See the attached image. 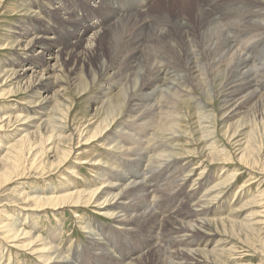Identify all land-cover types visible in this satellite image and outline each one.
<instances>
[{"label":"rangeland","instance_id":"1","mask_svg":"<svg viewBox=\"0 0 264 264\" xmlns=\"http://www.w3.org/2000/svg\"><path fill=\"white\" fill-rule=\"evenodd\" d=\"M63 2L68 4L67 9L70 11L67 12L70 15L81 17L82 20L76 17L78 20L67 22L66 12L60 11L59 15L55 16L57 25L54 23L50 27L51 23L46 22L48 21L46 13L49 15L51 13L44 11L48 10L45 5L58 7ZM98 2V0H63L62 2L60 0H0V117H4L2 122L9 117V123L7 121L2 123L7 124L0 129V157L14 159L17 155L12 153L10 146L27 134L36 131L39 132L37 133L43 145L54 147L57 140H51L48 144L45 142L51 127L56 126L58 122L66 127L65 136L67 134L75 136L72 142L73 147L66 143L57 146L58 149L69 153L65 155L67 160L64 161L59 153L57 157H53L49 152L43 151L42 154H38L41 157L39 156L40 158L33 164L35 166L32 165V167L31 159L27 157L30 152V143L25 141L20 144L25 148L19 155L17 167L12 169L11 177L15 176V178L13 177L8 183L1 184L6 185L0 188V222L19 230V233L30 232L38 236L39 242L32 244L27 235H20L16 240H10L11 242L7 243L0 232V264H49L45 262L52 254L48 250V244L54 248V253L61 255L60 257H66L67 264H173L172 253L175 247L164 243L168 236H175L170 233L169 229L172 228V224L168 219L177 215L182 204H185V198H188L187 205L190 208L191 204L202 199L203 195L205 197L202 201L206 203V206L211 205L209 208H212L206 216L211 223L199 233L202 237L208 236V242L196 247V249L201 248L202 251L195 257L198 264H264V208H262L264 203V67L261 65V62H264V53L260 51L259 56L257 51L264 46L263 43L255 45L257 52L254 55H248L252 63L244 62L243 64L240 62V56L237 57L234 53L226 54L223 60H226L227 64L223 65L228 66L227 71H230L223 74L222 71L216 72L212 77H205L200 81L203 88L213 85V90L206 93L208 95L202 96L192 86L190 97H176L174 100L172 108L176 116L175 120H177V137L167 142L166 145L174 149L172 159L178 163L173 169L174 173L172 170L170 173L153 172L155 175L150 176L148 181H144L145 183L143 182V186L147 184L149 186L146 187L150 199H147V204L149 203L148 210L153 212L152 217L148 216L145 220L133 219L135 221L131 224H121L122 227H119L120 224L117 225L112 219L99 215V209L93 205L71 208L65 203L57 207H51V205L39 209L36 207L42 206L43 203L35 204L30 201L29 198L34 194H48L49 197L59 195L69 188L70 183H73V186H70L73 192H80L84 189L95 190L93 183L98 179L96 176L104 175L108 166L115 167V170L122 172L118 173L119 178L136 171L127 173L128 170L123 166L124 162L112 159L113 156H120L114 153L115 143L128 148L131 147L132 140L121 136L123 139H115V142L111 143L109 140L105 141L107 134L105 138L99 135L105 126L106 119L105 107L101 103V90L108 86L110 81L113 83L118 81V78L107 77L110 72L108 74L103 72V76L100 75L99 68L102 63L111 65L110 67L118 71L117 74L122 79L118 82L124 83L126 80L130 90H134L141 84V77L136 74V70L142 65L139 64L130 71L127 69L123 52L125 50L127 53L132 48H125L123 36L119 42H116L121 36V31L114 28V14L109 10V6H99ZM244 3H247V0ZM233 5L234 2L231 0H151L148 9L143 7L136 11L134 21L130 29L126 31V42L128 41L127 43L131 46L140 38L146 43L144 48L147 43L152 44L153 38L149 37V34L156 30H164L166 33L169 31L168 33L177 38L175 40L177 42L182 29L178 30L175 26L176 22L190 34L196 35L198 29L203 26L206 35L215 36L214 33L218 27L214 23L204 24L208 20L215 19L217 23L220 21V24L229 25L234 21L229 12L234 8ZM246 6H249V3ZM145 16L150 18L147 19L150 30L138 26V21L146 18ZM217 17H219L218 20ZM39 18L41 21H46L43 23ZM79 20L85 27L90 26L93 21L103 22L101 40L93 49L88 43L91 31H87L86 28L82 30L76 26ZM105 20L108 22L104 23ZM111 20L112 23L109 22ZM21 22L27 31H35V28L39 26L44 29L42 33L45 37H51L48 41L51 45L47 53L39 55V49H41L39 47V49L34 48L20 55V60L25 65L51 62L56 58L57 45L66 44L65 56L58 59L59 66L55 68L52 75L51 81L55 82V88L46 90L40 98H36L35 94H30L29 89H26L30 71L26 79H12V77L8 78L11 72L3 67L6 61L10 62L13 59L15 53L19 54L13 35L17 33L18 24ZM62 22H67V24ZM249 31L251 35L257 34L253 30ZM77 38L82 39L79 41V47L74 48L70 42ZM246 40L248 38L244 41ZM160 42L159 40L156 45H163V41L162 44ZM156 50L153 48L155 56L158 57H153L148 63L149 66L155 63L160 65L166 63L165 68H167V64H172L173 60L170 56L162 54L164 57L161 58L159 54L162 49ZM231 55H233L232 59ZM64 58L68 65L62 64ZM254 58L257 59L256 63L253 62ZM168 59H171L170 62ZM203 60L205 62V58ZM178 63V68L183 71L187 69L184 61ZM252 64L256 67L254 68ZM199 66L204 67L201 63ZM1 69L4 71L2 72ZM6 71L8 72L5 75ZM245 80L249 82L244 83ZM54 90H57V95H54ZM117 90L116 87L112 88V93L115 94ZM225 92L231 94L232 99L245 101L240 111L225 113L221 105L223 100V98L221 100V94ZM247 95L251 99L245 98ZM154 98L157 100L143 102L135 95L132 102H143L142 106L149 108L150 105L162 99L158 95ZM194 99L203 102L201 112H198ZM111 106L112 114L117 117L116 122L110 127V138H112L110 135L112 131L117 133L118 130L125 128L124 125L128 126L126 122L133 121L134 123L135 120L131 117L138 114H128L126 109L120 106L118 98L112 100ZM16 116L19 119H14ZM110 116L107 114L109 119ZM163 118L164 115L160 114L153 120L151 119L147 125L148 130L144 132L141 130L142 127L125 128L127 131H123V134L130 138L134 137L138 141L139 139L143 141V152L150 157L149 160L154 154L160 152L154 150L151 152L150 147L157 142L156 140L162 138L161 130L165 123ZM203 119L204 122L201 124ZM202 126L207 128L204 133L207 132L208 137H204ZM45 127L48 129L45 130ZM56 133L61 135L58 131ZM89 134H97V137L83 143ZM78 136L82 141L77 145ZM135 146L136 144L132 145L131 149L126 151L129 158H133L136 152H142L136 151ZM40 148L41 146H38V150L41 151ZM70 148L71 151H69ZM36 152L37 149L34 150V154ZM157 173L162 176L160 177ZM107 175L109 181L111 178L113 182H121L118 177ZM174 177L183 180L175 190L178 193H170ZM161 182L166 184L164 190L162 189L163 193L160 191L161 194L152 193L151 189L154 185L159 187ZM204 182L205 184L201 186L200 184ZM193 189L194 195L191 196ZM109 192L114 191L110 189ZM190 196L194 198L191 199L192 202L189 201ZM260 197L261 201L258 202L257 199ZM156 202L159 204L157 205ZM186 209L182 208V211L185 212ZM172 213L175 214L172 215ZM191 220L193 217L182 221L186 223ZM247 225L254 230L246 228ZM86 228H91V230ZM93 234L96 235L95 239L101 246H93L91 242ZM214 247L222 249L221 252L214 254L212 251ZM209 253L212 256L208 255Z\"/></svg>","mask_w":264,"mask_h":264},{"label":"bare ground","instance_id":"2","mask_svg":"<svg viewBox=\"0 0 264 264\" xmlns=\"http://www.w3.org/2000/svg\"><path fill=\"white\" fill-rule=\"evenodd\" d=\"M62 1L63 0H60V2H62ZM91 1H93V0H91ZM98 1H99L98 2L99 6H103V5H107V7L109 6V8H110L109 10H111L114 14V16H113L114 28H115V30L121 31V36L119 39L117 38L116 42H119L123 36V44H124L125 48H130V47L132 48V50L131 49H130V51L128 50L129 52H127V53L125 50L123 52L124 57L126 59L125 62L127 64V69L130 71V70L134 69V67H137V65H139V64L142 65V67L140 69L136 70L137 71L136 74L141 77V84L137 87V89L134 88V90H130V88H129L130 86H128L126 84V80L124 83L118 82L120 80L122 81V79L119 78V75L117 74L118 71L116 72L113 70V68L110 67L111 65L108 66V65L102 63V65L99 68V74L100 75H102L103 72L105 74H108V72H110L107 75L108 78H110V79L118 78V81H116L115 83H113V81L112 82L110 81L109 83L107 82L108 86L104 87L101 90L102 91L101 103L105 107L106 119L104 121L105 126H103V128L101 129V131L99 132V135L104 137L107 134V139L104 137L105 141L109 140L111 143H114L115 139H123L121 136H124V137L132 140V143L130 144L131 147H132V145L136 144L134 149H136V151L140 150L142 152H140V153L136 152L135 154H133V156H134L133 158H129L126 151L131 149V147L123 148V146L121 144L115 143L114 153L118 154L120 156H116V157L113 156L112 159L113 160L119 159L122 161V163L124 162L123 166L126 167V169L128 170L127 173H130L132 171L134 172L135 170L136 171L133 174H127L126 176L119 178L118 173L120 174L122 172L115 170L116 169L115 167L108 166L106 168V170L107 169L108 170L106 173L104 172L105 173L104 175H100V176L97 175L96 176V178H98V179L95 181V183H93V185L96 187L95 190L88 191V190L84 189L80 192H75V191L73 192L70 189V186H73V183H70V186L68 185L69 188L66 189V191L62 192L59 195H53L52 197H49L48 194H44V195L43 194H40V195L34 194L29 199H30V201H32L35 204H42L43 203L42 206L36 207L39 209H42V208H45V207H48L51 205H52L51 207H55V206L57 207V206L65 204V203H66V206H70L71 208H78L79 206L89 207V206L93 205L99 209V212H100L99 215L106 216V218L112 219L114 222H116L117 225L120 224L119 227H122L121 224H124V225L127 223L131 224L133 221H135L133 219L145 220L148 216H150V217L153 216V212L151 210H148L149 209V203L147 204V202H148L147 199H149L148 198L149 194L146 191V187L148 186V184H147V186L146 185L143 186V182L146 181L150 176L153 177V175H155V173L158 171H159L158 173H161V171L163 173L164 172L170 173V170H172V172H173L175 165L178 163L175 159H172L174 149L172 147H170L169 145H166L167 142H169L172 139L177 137V134H176L177 120H175L176 116H174V111L172 108V107H174V100H176V97H178V98H181L183 96H189L190 97V94H189L190 93V87H192V86L202 96H204L208 92H211L213 90V85H211L210 87L203 88V87H201L200 81L205 77H212L214 75V73H216V72L220 73V71H222V74H223L228 70V66L223 65L225 63L227 64V62H225L226 60L225 61L223 60V57L226 54H233L234 53L237 55V57L240 56V62H243V64H244V62L252 63V60L250 61L249 56L254 55V53H256L257 51L259 52V56H260V51L262 53H264V46L257 51L255 49V48H257V47H255V45H257V43H259V44L263 43L264 44V41H263L264 40V0H247V3H249V6H246L247 3H244L245 0H243V1L242 0H231L234 2V5H233L234 8H232L231 11H229L230 15L233 17V20H234L232 23H230L229 25L222 24V23L220 24V21H219V23H217L215 19H211V20H208L207 23L204 24V25H208L210 23H214L216 25V27H218L217 31H216L217 33L216 32L214 33L215 36L213 34H210V35L207 34L206 35V31H205L203 26H201L198 29V32L196 35L190 34L187 31H185L183 29V27L178 24V22H176L175 26L178 28V30L182 29V32H181L182 34L180 35L179 41L176 42L175 40H177V38L173 34L168 33L169 31H167V33H166L164 30L163 31L156 30V31L149 34V37L153 38L152 40L149 39L152 41V44L147 43V46L144 48H143V46L146 43L143 42L140 38H138L137 39L138 41L134 42L130 46L127 43L128 41L126 42V31H128L130 29V25H131L132 21H134L136 11H138V9L143 8V7L147 8L149 6V3L151 2V0H114V1L98 0ZM152 4H153V2L151 3V5ZM231 5H232V3H231ZM45 6H47L46 9H48V10H44V11L45 12L48 11V13H51L50 15L46 13V16L48 17V21L45 20L47 17L44 19L46 22H49L48 24L51 23V26L48 25L50 27H52V25L54 23L57 25V21L55 19V16L57 14L59 15L60 11L66 12L65 15H67V18H66L67 22L68 21L74 22V21L78 20L76 18L78 16H72L69 14V12H67L70 10L67 9V7H69V6L65 2L60 4V6H58V7H53V6H48V5H45ZM45 6H43V7H45ZM226 11H228V10H226ZM228 17H230V16H228ZM78 18H81V17H78ZM218 18L219 17H217V20H218ZM147 19L149 20L150 18L146 17V18L138 21V26H141L142 28L143 27L148 28ZM81 20H82V18H81ZM224 20H225V18H224ZM40 21H41V19H40ZM45 21H43V23ZM199 21L201 23L203 22L201 20H199ZM67 22H62V23L66 25ZM107 22H108L107 20L104 21V23H107ZM109 22L112 23V20ZM163 23L165 24V22H163ZM226 23H227V21H226ZM102 25H103L102 21L101 22L93 21L90 23V26L85 27L84 24H82L80 22V20L76 24V26L80 27L82 30L84 28H86L87 31H91V38H89V41H88L91 49L96 47L101 40V30H102L101 26ZM110 25L111 24H109V26ZM46 26H47V24H46ZM167 27H169V26H167ZM156 28H158V27H156ZM205 28H206V26H205ZM17 29H18L16 31L17 33H14V35H13V37H14L13 40H14L15 44L17 45L15 47H18L17 49L19 50V54L15 53L13 55V59H11L10 62L6 61L7 63H4L3 67L6 70L8 68V70L11 73H10V75L8 74L9 77L8 76L7 77L8 78L12 77V79H22V78L26 79L27 73L30 71L31 73H30L29 80L27 82L28 86L26 87V89L27 88L29 89L30 94H35V96H37L36 98H40L41 96L44 95L46 90H51V89L55 88V82L51 81V79H52L53 73L55 72V68L57 66H59V64H58L59 60L58 59L65 56L66 44L61 43V44L57 45V49L55 52L56 58L52 59L51 62L46 61L45 63H38V64L32 63V64L25 65V63L21 62L20 55H23V52H28L34 48L39 49V47L41 48V49H39V51H40L39 55L47 53L49 50V46L51 45L50 42L48 43V41L51 40V37H45V35L42 33V31L44 29L42 27H39V26H37V28H35V31H32V32L27 31L25 28H23L22 22L18 24ZM249 30H253L257 34L255 33L256 34L255 36L251 35L249 33L250 32ZM238 35H239V37H238ZM212 38H213V40H212ZM246 38H248V40L244 41ZM80 39H82V38H77L76 40L74 39L75 41L70 42V44L74 48H78ZM159 40L161 42L163 41L162 42L163 45H159V44L156 45L159 42ZM139 46L140 47L142 46V48H140ZM153 48L155 50L156 49H162L160 51V54L158 53L159 57H161V58L164 57L162 54L170 56L173 60L172 64H167V66H168L167 68H165L166 63L161 64V65L158 63H155L154 65L149 66L148 65L149 61H151V59H153V57H158V56H155ZM139 50H141V51H139ZM142 50H144V51L142 52ZM157 51L158 50H156V52ZM232 56L233 55H231V59H232ZM261 56H262V54H261ZM234 57H235V55H234ZM204 58H205V62L203 60ZM236 59H238V58H236ZM254 59H253V62L256 63L257 59H255V60ZM170 60H169V62H170ZM154 61L152 63H154ZM159 61H160V59H159ZM179 61H184L185 66L187 67V69L186 68L185 69L188 70L187 72H185L186 70L183 71V69L178 68L179 67V63H178ZM230 61H232V60H230ZM64 62H65V58L63 59L62 64L68 65L66 62L65 63ZM164 62H166V61H164ZM200 63L204 65L203 68H201L199 66ZM261 63H262L261 65H263L262 67H264V64H263L264 62H261ZM248 66H250V65L248 64ZM252 66L254 68L256 67L255 64L254 65L252 64ZM123 67H125V66H123ZM243 68H244V66H243ZM2 70L3 69H1V71ZM235 70H237V68ZM69 71L71 72L73 70H69ZM106 71H107V73H106ZM229 71H227V72H229ZM7 72L8 71H6L5 75L7 74ZM18 74H20V75H18ZM232 74H234V71L232 72ZM242 74H244V73H242ZM237 77H238V75H237ZM260 80H262V79H260ZM243 82L248 83L249 81L245 80ZM231 86H232V84H231ZM115 87H116V89L118 88V90H117V92L115 91V94H113L112 88H115ZM239 87H241V86L239 85ZM227 92H229V91H227ZM230 93H232V92H230ZM228 94L229 93H226V92L221 94V100L223 98V100L221 101L222 102L221 105H222V108L224 109V111H226L225 113H228V112L235 113V112L240 111L243 108L245 101H242V99H237V98L232 99L231 94H229V95ZM54 95H57V90H54ZM135 95H136L138 100H141L143 102L144 101H149V102L150 101H156L157 98H154V97L157 95L159 96V98H162V99H160L161 100V101H159L160 103L157 102L156 104L150 105L149 108H146V107L142 106L143 102L142 103H135V102L133 103L132 102L134 100ZM206 95H208V94H206ZM241 97H242V95H241ZM115 98H118L120 100V106L124 107V109H126V112L128 114L135 115L136 113H138V114H136L135 117H131V118H134V120L136 122V123L135 122L134 123L136 126L134 127L133 121L131 123L126 122L128 124V126L124 125V127L127 129L142 127L141 130H143V132L147 131L149 128V126H147V125L149 124V121L151 119L153 120V118H156L160 114L164 115L163 119H165L164 120L165 123L163 124L164 127L161 130L162 138H161V140H156L157 142L155 144L151 145V147H150L151 152L153 150L155 152L156 151H160V152L157 154H154L150 160H149L150 157H148L143 152V150H144L142 147L143 141L140 139L138 141V139H135L134 137L130 138V136L123 134V131H125V132L127 131V130H125V128H122L121 131L118 130L117 133L112 131L110 134L112 136V138L109 137L110 127L114 124V122H116V117H117V116H115V114L114 115L112 114V106H111L112 100ZM245 98H247L248 100L251 99V98H248V95H247V97L245 96ZM243 99H244V97H243ZM194 102L196 103V105L198 107V109L196 108L198 110V112H201V110L203 109V105H204L203 102L199 101L198 99L197 100L194 99ZM107 114L111 115L110 119L107 117ZM128 118H130V117H128ZM14 119H19V117L16 116V118H14ZM0 120H1L0 121V129L3 128L5 124L9 123V117H7V119L4 121V122L7 121V123H5V124H2V123H4V122H2V120H4V117H0ZM203 122H204V119L200 123L203 124ZM47 129L45 127V130H47ZM201 129H203V133L205 130H207V128L204 126H202ZM66 130H67L66 127L61 122L60 123L58 122L56 124V126H53V128L51 127L50 131L48 132L49 134H48V138H47L45 144L50 143L51 140H57L56 145L54 147H53V145L50 147L49 146L46 147L45 145H43L42 139L39 137L38 131L32 132L31 134H27L26 136L19 139L15 144L10 146V150L12 151V153L13 154L15 153V155H17V156L14 159L13 158H7L4 156L0 157V188L2 186L6 185V184H4V185H1V184L8 183L9 181L12 180L13 177L15 178V176L11 177L12 169L16 168L18 165L17 163H18L19 155L23 153V150L25 148L23 145H20V144H22L25 141H28L30 143V149H29L30 152L27 154V157L29 159H31V164H30L31 167L35 162H37V159H39L41 157V155H39L40 156L39 157L38 154H40L43 151L49 152V154H52L53 157H57V155L59 153L60 157L64 158V161L67 160V159H65V155L69 154V153H66L65 150L62 151V150L57 148V146L63 145L65 143L70 144V146L73 147L72 142L74 141L75 136L74 135L71 136L70 134H67L65 136L64 132H66ZM57 131L59 133H61V135H57V133H56ZM97 134H89L88 138L86 137V139L83 140L84 141L83 143H86L90 139L97 137ZM37 136H38V141H37ZM204 137H208L207 132L204 133ZM81 141H82V139H79V136H78L76 138L77 145L80 144ZM38 146H41V148H40L41 151L38 150ZM43 146H45V147L42 148ZM146 146H150V145H146ZM17 147H18V149H16ZM22 147H23V149H22ZM35 149H37V152L34 154ZM31 151H33V152H31ZM69 151H71V148ZM143 161H145V164H143ZM33 166H35V165H33ZM139 167H141V168H139ZM109 169H111V170H109ZM73 172H75V171H73ZM153 172H155V173H153ZM158 173H157V175H159ZM107 174H111L113 176L118 177L121 180V182H113L114 180L111 178L109 181L108 177H106V176H108ZM159 176L161 177L162 174H160ZM74 179H75V177H74ZM182 181H183L182 179L180 180L178 178H175L171 183L172 189L170 190V193H178V191H175V190L181 185ZM204 184H205V182L203 184H200V185L203 186ZM165 185H166L165 182L164 183L161 182L159 187L157 185H154V187L152 188L153 190L151 189V192L152 193H155V192L163 193L162 189L164 190ZM193 185H195V184H193ZM150 187H151V185H150ZM190 187H192V186H190ZM110 189L113 190L114 192L110 193L109 192ZM213 191H215V190H213ZM192 194L194 195V189L191 191V196H192ZM156 195H158V194H156ZM191 196L189 198V201H191V199L192 200L194 199V198H191ZM203 197H205V196L203 195L202 199H204ZM165 199L166 198H164V200ZM196 199L198 200L199 198H196ZM202 199L200 198V200H198V201L195 200L196 202L191 204V206L189 208L187 205L188 204V198H185V202H184L185 204L184 205L182 204L181 208L177 211V215H174L175 217L168 219L169 222L172 224V228L169 229L170 233L175 234V236H173V235H171L173 237L168 236L167 240L165 239L166 241L164 243H169V245L172 244L175 247L174 252L172 253L173 264H198V261H197V259H195V257L198 254H200L202 251L200 250L201 248L196 249V247H200L199 245L201 243L203 246V243L207 244V242H208V236L202 237L199 235V233L211 223L209 220H207L206 216H207V214H209L211 212L212 208H209V207H211V205L206 206V203L204 201H202ZM152 200L154 201V199H152ZM157 200L159 201V199H157ZM257 200H258V202H260L261 197L258 198ZM58 201L60 203H58ZM153 201H152V203H153ZM49 202H53V204H49ZM156 204H157V202H156ZM160 204H162V203H160ZM163 205H164V203H163ZM163 205H162V207H163ZM187 207H188V209H186ZM182 208L186 209L185 212L182 211ZM262 208H264V203L262 205ZM153 209H154V207H153ZM154 212H156V211L154 210ZM175 213H176V211H175ZM175 213H172V215ZM192 217H193V220H191V221H187L186 223L182 221L183 219L184 220L189 219V218L191 219ZM232 225H235V223H232ZM246 228L251 229L252 227L247 225ZM86 229L91 230V228H86ZM252 229L254 230V228H252ZM0 230H1L0 232H2V234L4 235V237H3L4 241H6L7 243L16 240L17 237L20 235H27V237L30 238V243H32V244L39 242L38 236H34L30 232L19 233L20 232L19 230H16L13 227L11 228L10 226H5L3 222H0ZM127 230H130V229H127ZM93 235L91 237V239H92L91 242H92L93 246H98V247L101 246V244H99L95 239L96 235L95 234H93ZM48 247H49L48 250L51 251L52 254L50 256H48V258L45 260V262H49V264H67L68 261L66 260L65 256L60 257L61 255L59 256L56 253H54V248L52 246H50V244H48ZM221 250L222 249H220V248L216 249L214 247V249L212 251L215 254L217 252L220 253ZM203 253H204V251H203ZM208 255L212 256V254H210V253ZM213 256H215V255H213ZM217 258L218 257L216 256V259Z\"/></svg>","mask_w":264,"mask_h":264}]
</instances>
